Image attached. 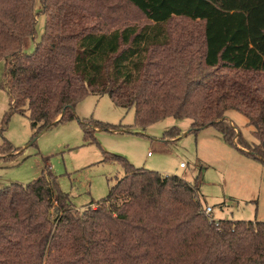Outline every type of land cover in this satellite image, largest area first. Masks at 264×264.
Masks as SVG:
<instances>
[{
  "label": "trees",
  "instance_id": "16d2710c",
  "mask_svg": "<svg viewBox=\"0 0 264 264\" xmlns=\"http://www.w3.org/2000/svg\"><path fill=\"white\" fill-rule=\"evenodd\" d=\"M102 1L39 0L45 31L26 54L36 2L0 0L1 88L11 101L3 124L19 113L37 134L72 120L87 139L90 126L118 132L75 113L86 97L108 95L134 110L139 127L169 118L192 121L189 133L215 127L227 145L264 163V0ZM131 14L143 24L129 23L139 20ZM230 111L248 119L257 144ZM181 134L174 127L162 139ZM3 139L0 156L8 157L16 149ZM107 159L126 175L83 211L50 172L1 189L0 264H264V222L216 221L202 213L196 185Z\"/></svg>",
  "mask_w": 264,
  "mask_h": 264
},
{
  "label": "rangeland",
  "instance_id": "374dc122",
  "mask_svg": "<svg viewBox=\"0 0 264 264\" xmlns=\"http://www.w3.org/2000/svg\"><path fill=\"white\" fill-rule=\"evenodd\" d=\"M35 2L37 34L24 40L26 54L34 51L45 31L46 16L39 0ZM100 4L125 5L117 0H103ZM123 11L137 15L128 8ZM133 14L127 19L139 20L129 23L142 25L143 19ZM175 24L180 28L185 25L174 23L175 28ZM5 66V61H0V147L5 138L16 150L9 151L8 157L0 156V190L16 183L29 184L44 171L50 172L75 209L83 211L105 199L125 177L123 164L107 159L117 156L135 168L175 175L196 185L202 206L214 210L212 219L216 221L264 222V163L227 145L215 127L189 133L192 121L169 118L142 128L135 124L134 110L118 107L108 95L86 97L75 113L81 121L117 126L118 132L90 126L91 136L87 139L80 121L72 120L37 134L38 128H32L28 116L19 113L6 125L3 122L11 101L8 92L1 88ZM227 117L247 142L257 144L254 128L246 117L235 111L228 112ZM174 127L181 129V138L165 142L164 133ZM182 164L184 168L180 167Z\"/></svg>",
  "mask_w": 264,
  "mask_h": 264
},
{
  "label": "built area",
  "instance_id": "2783aa9c",
  "mask_svg": "<svg viewBox=\"0 0 264 264\" xmlns=\"http://www.w3.org/2000/svg\"><path fill=\"white\" fill-rule=\"evenodd\" d=\"M149 156H151V154H149ZM180 167H181V168H184V165L182 164ZM213 211H214V210H213L212 208H210V207H207V208H204V207H203L202 213L205 214L206 216L212 218Z\"/></svg>",
  "mask_w": 264,
  "mask_h": 264
}]
</instances>
